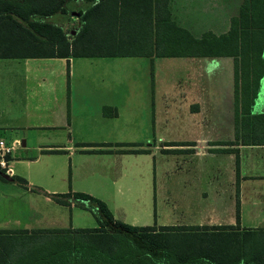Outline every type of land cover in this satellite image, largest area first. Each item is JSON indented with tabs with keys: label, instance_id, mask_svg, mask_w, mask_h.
<instances>
[{
	"label": "trees",
	"instance_id": "16d2710c",
	"mask_svg": "<svg viewBox=\"0 0 264 264\" xmlns=\"http://www.w3.org/2000/svg\"><path fill=\"white\" fill-rule=\"evenodd\" d=\"M68 1L0 0V58L232 56L234 141L216 144H247L255 136H264V131L255 133V127L264 129V115L251 113L264 74V0H242L226 31L207 30L198 37L174 21L170 0H85L90 6L78 11L80 22L70 36V30L43 20L66 13ZM102 113L114 111L108 113L104 107ZM12 179L25 183L18 176ZM235 196L237 200V192ZM51 197L58 204L74 201L91 210L97 225L0 229V264H264V243L250 236H204L251 235L264 228L135 227L113 219L102 201L86 193Z\"/></svg>",
	"mask_w": 264,
	"mask_h": 264
},
{
	"label": "rangeland",
	"instance_id": "374dc122",
	"mask_svg": "<svg viewBox=\"0 0 264 264\" xmlns=\"http://www.w3.org/2000/svg\"><path fill=\"white\" fill-rule=\"evenodd\" d=\"M211 1L177 0L174 11L179 17L186 16L191 20L193 18L194 31L208 27L219 31L216 29L219 20L228 11L234 12L236 8L234 9L231 0H225L223 6L217 4L220 7H217L218 15L216 13L209 15L205 13L204 7L209 6ZM59 17L62 15H51L45 17L44 21L58 25L61 24ZM214 19L216 23L215 21L213 23ZM0 62L12 67L14 71L24 68L23 62L18 60ZM113 62L117 63L115 82L107 81L102 88H115L118 96L128 94L131 96L132 107L125 112L126 114L124 113L126 134L135 143L141 142V146L149 148V151L145 154L124 155H114V152L104 157L80 151L78 144L81 142L77 138L75 126L72 129L70 125H66L70 120L69 101L65 100L63 128L57 125L55 120L58 104L56 100L48 98V95L57 93L56 72L46 77L44 81L36 79L33 73L24 76L23 79L30 89L28 100L25 99V104L31 107L27 121L34 127L23 129L22 126H16L15 134L12 133L13 129L6 131L4 134L6 143L9 145L10 137L14 135L26 140L27 145L43 143L53 146L64 141V152L51 154L41 152L43 154L39 155L40 158L33 160L39 152L28 150L24 154V151H21L18 157L28 159L27 164L18 165L21 171L28 172L27 177L38 184L43 183L39 185H45L48 189L55 190V193H88L102 201L113 218L128 224L147 222L154 225L156 222L177 225L179 222L194 223L198 218H202L204 222L232 221L234 226L239 228H264V207L248 204V200L255 201L260 199L259 197H264V184L261 188L255 186L252 191H244L241 197L243 202L239 205V199L236 200L235 191H230L223 172L214 173L211 188L206 185L205 176L198 174V167L209 165L208 162L205 164V159L182 160L181 163H177V159L172 155H163L160 151L162 142L175 138L178 127L192 125L191 120L198 117H191L186 110L188 95L186 98L174 99L175 94L177 95L185 86L182 80L187 78L185 75L188 70L179 67L178 63L176 64L177 60L173 58L156 59L153 67L148 59L141 57H125L114 59ZM49 77H52L51 83ZM74 81L71 79L72 86ZM87 83L90 86L95 85V78ZM21 84L20 81H14V91L21 89ZM224 109L226 110V107L219 113V110L213 111L212 115L203 112L199 123L211 128L214 134L224 135L226 127L228 130L230 125V117ZM51 123H54V126L45 127ZM20 125H23L22 122ZM24 131L26 136H23ZM130 146L134 149L140 147L139 144ZM116 152L120 153L119 149ZM178 164H181V171L177 169ZM214 164L213 166H220ZM114 167L122 171L133 170L127 176L128 185L124 192L111 183L109 172ZM180 177L185 180L179 184ZM0 184L3 189L8 186L3 182ZM200 191L207 193V199L202 200L198 196ZM4 194L6 199L0 201V229H19L27 224L28 217L33 221L31 227L34 229L92 228L97 225L91 210L79 204L68 206L56 204L52 199L47 201L44 198L47 195L38 189L29 195L27 200L20 195L17 197L8 189ZM48 197L50 198V195ZM204 236L213 238L250 236L264 243L261 241L264 240V232L258 231L251 235L210 233Z\"/></svg>",
	"mask_w": 264,
	"mask_h": 264
},
{
	"label": "crops",
	"instance_id": "0c3cea01",
	"mask_svg": "<svg viewBox=\"0 0 264 264\" xmlns=\"http://www.w3.org/2000/svg\"><path fill=\"white\" fill-rule=\"evenodd\" d=\"M176 1L177 0H170L169 7L172 18L179 26L185 28L193 37H198L202 32L207 30L212 31L215 34L226 31L229 18L237 14L239 4L242 0H238L237 3L235 0L234 2L231 0L232 5L236 10L234 12L228 11L222 16L219 20L220 23L216 25V29H219V31H214V29L210 27L204 30L200 29L194 31V25L192 22V20L194 21L193 18L191 20L186 16L179 17L175 13ZM223 1L225 0H212L209 6L204 7L205 13L209 15L216 13V15H218L217 7L223 6ZM214 2L216 3L214 4ZM89 6L90 3L85 0L68 1L65 4L66 13H55L62 15V17H59V22H61V24L58 25L63 30H70L69 35L74 36V28H77L80 22L78 11L84 10ZM215 8L216 12H214ZM214 21L216 23V19L213 20V23ZM125 57L146 58L151 66L155 64L156 59L173 58L177 60L176 64L178 63L179 67L188 70V73L186 72L185 75L187 78L182 80L184 81L183 84H185V86L179 90L177 95L175 94L174 99L178 97L186 98L188 95L186 99V110L191 114V117H198L191 120L193 122L192 125H182L178 127L174 139L169 138L161 143L160 151L163 155H172L177 159V163H181L182 160L198 159V161H200L205 159V164L208 162L209 165L201 168L198 167V174L205 176L204 179L206 185L211 188L214 173L220 174L223 172L230 191H235V193L237 192L238 194L239 205L243 202L241 197L242 194H244V191H252L255 186H258V188L263 186L264 136H255L253 138L254 141H249L247 144H242L240 141L233 144H216L217 142L234 141L232 56H70L68 58H0V60H18L24 64L22 70L14 71L12 67L0 62V139L6 143L7 139L4 137V134L11 129H13L12 133L15 134L16 130L14 129H16V126H22L23 129L34 127L31 123L29 125L27 121L31 107L25 104V99L28 100L30 89L28 88V85L25 84L23 77L34 73L36 79L44 81L46 77L56 72L58 82L57 93L56 95L53 93L48 95V98L49 100H56L58 105L57 111H55V120L57 121L56 124L63 128L65 124V100L67 99L69 101L70 120L66 125H70L72 129L73 126H75L77 138L81 142L78 144L80 151L103 157L114 152V155L147 153L149 148H143L140 144L141 142L135 143V141L131 139V137H127L126 134L127 130L125 127L124 113L129 111L132 107L130 102L131 96L129 94L118 96L115 88H102L107 81L113 80L115 82V67L117 66V63L113 62L114 59ZM262 57L264 58V49L262 51ZM51 78L52 77L48 78L50 83L52 82ZM94 78L96 84L90 86L87 82H90V80H93ZM71 79L75 80L73 86ZM14 81H20V83H22L20 85L21 89L17 90L18 93L13 89ZM37 85H35L36 87H34V90L37 89ZM67 92L68 94H66ZM32 94H34L33 97L35 99V92L33 91ZM66 96L68 97L66 98ZM104 107L108 113L113 111L114 113L104 115L102 113ZM225 107L226 110H224L230 117V125L228 130V127H226L224 135L214 134L211 128L199 123L201 121L200 116H202L203 112L212 115L213 111L219 110V113ZM52 113L54 112L52 111ZM251 113L264 115V74L259 79L256 96L251 106ZM20 122H22L23 125H20ZM48 126H54V123L45 125V127ZM255 128L257 129L255 132L256 134L264 131L262 128ZM23 136H26L25 131ZM15 140L18 143L14 144L10 150V152L12 151L11 153L9 152L5 155L4 166H0V171L3 170L2 173H6L11 178V180H5L0 175L2 178L0 179V183L3 182L8 185L3 189V186L0 184V201L6 199V195L4 194L6 189L14 192L17 197L18 195L23 196L26 200L30 197L29 195L34 194L37 189L47 195L44 197L47 201L48 199H52V194H61L55 193V190H50L45 185H39L43 183L38 184L30 177H27L28 172L24 173V171H21L18 165L27 164L28 159H22L18 156L21 151H24V154H26V151L32 150L36 153L39 152L33 159L37 160L40 158L39 155H42L43 153H61L64 152V141L59 145L53 146L45 145L43 143L27 145L26 140L19 139V137L14 135L10 137V144L13 141L15 142ZM134 144H139L140 147L136 148L145 151H124L134 149L130 146ZM20 147L23 149L21 150ZM118 149L122 151L117 153L116 150ZM220 149H231V151H221ZM164 150L171 151L164 152ZM214 163L220 164V166L215 165ZM213 164L215 166H213ZM178 165L179 168L177 167V169L181 171V164ZM131 172H133L132 169L122 171L116 167L112 168L109 172L112 180L111 183L118 187L121 192H124L125 187L128 185L127 176H129ZM42 173L45 174L46 171H42ZM12 176L23 178L25 183L19 184L12 179ZM178 180L180 184L185 178L180 177ZM175 185L177 186V184ZM48 195H50V198ZM198 196L202 200L207 199V193L205 191H200ZM259 198L260 199L255 201L248 200V204H257L264 207V197ZM52 201L54 200L52 199ZM204 202L205 201H203V203ZM54 203L56 202L54 201ZM75 204L77 203L70 201L68 206ZM115 220H117V218ZM197 220L198 221L194 223L189 221L190 223L188 224L179 222L177 225H163L156 222L154 225L147 222L130 224L122 223L135 227L154 226L156 229L159 228V226L234 225L232 221L225 222L223 220H215L214 222H204L202 221V218H198ZM27 221V224L22 225L19 229H34L31 227L33 221H30V217L27 218Z\"/></svg>",
	"mask_w": 264,
	"mask_h": 264
},
{
	"label": "built area",
	"instance_id": "2783aa9c",
	"mask_svg": "<svg viewBox=\"0 0 264 264\" xmlns=\"http://www.w3.org/2000/svg\"><path fill=\"white\" fill-rule=\"evenodd\" d=\"M18 142L15 140V142H11V144L7 145L3 140L0 139V166L3 167L5 164V155H7L14 144H17Z\"/></svg>",
	"mask_w": 264,
	"mask_h": 264
},
{
	"label": "water",
	"instance_id": "95a60500",
	"mask_svg": "<svg viewBox=\"0 0 264 264\" xmlns=\"http://www.w3.org/2000/svg\"><path fill=\"white\" fill-rule=\"evenodd\" d=\"M22 143V142H21ZM2 176V178H4L5 180H11L10 176H8L6 173H2L0 174Z\"/></svg>",
	"mask_w": 264,
	"mask_h": 264
}]
</instances>
